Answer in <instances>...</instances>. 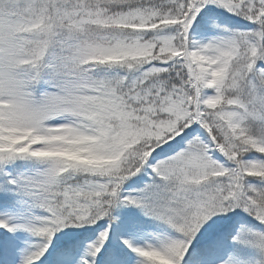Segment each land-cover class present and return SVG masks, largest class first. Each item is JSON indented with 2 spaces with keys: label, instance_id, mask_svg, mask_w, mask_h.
<instances>
[{
  "label": "snow or ice",
  "instance_id": "6c2138e0",
  "mask_svg": "<svg viewBox=\"0 0 264 264\" xmlns=\"http://www.w3.org/2000/svg\"><path fill=\"white\" fill-rule=\"evenodd\" d=\"M0 264H264V0H0Z\"/></svg>",
  "mask_w": 264,
  "mask_h": 264
}]
</instances>
